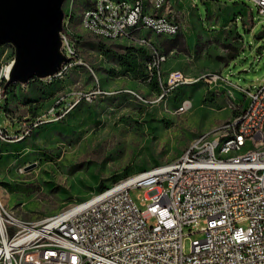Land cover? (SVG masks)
Wrapping results in <instances>:
<instances>
[{"label": "rangeland", "instance_id": "obj_1", "mask_svg": "<svg viewBox=\"0 0 264 264\" xmlns=\"http://www.w3.org/2000/svg\"><path fill=\"white\" fill-rule=\"evenodd\" d=\"M85 1L66 0L63 9L74 16L72 31L86 65L75 64L62 77L16 83L6 93L0 81L12 120L21 127L42 121L23 139L0 141V198L21 221L54 216L130 175L180 158L197 136L241 112L247 96L236 87L264 84V14L251 0H194L201 28L191 0H172L170 17L181 24V35L148 36L168 56L165 67L181 68L190 81L163 98L149 67L151 47L93 35L80 24ZM211 3L234 25L226 39L228 28L207 25ZM14 57L13 45H0V72ZM211 71L227 83L196 80ZM185 99L192 107L181 112ZM144 193L131 190L137 203ZM202 236L187 235L185 251Z\"/></svg>", "mask_w": 264, "mask_h": 264}, {"label": "built area", "instance_id": "obj_2", "mask_svg": "<svg viewBox=\"0 0 264 264\" xmlns=\"http://www.w3.org/2000/svg\"><path fill=\"white\" fill-rule=\"evenodd\" d=\"M171 1L92 0L80 15L81 26L93 25L99 38L151 47L149 67L160 81V98L190 81L180 69L164 72L168 56L144 35L182 29L179 22L165 24L174 12ZM251 1L264 14V0ZM73 19L66 13L61 31L62 51L70 61L53 77H62L75 64L86 65L79 58ZM5 68L0 81L8 77ZM200 79L210 85L226 81L214 71ZM236 89L247 102L223 133L233 134L228 147L264 139V84L256 90ZM1 93L0 86V102ZM191 107V99H185L179 111ZM41 123L16 132L0 123V141L31 135ZM194 140L197 147L189 146L180 158L130 175L79 202V209L44 217L41 224L21 223L0 202V264H264V154L249 151L223 159L218 139H207L203 132ZM133 189H144L140 203L132 197ZM194 233L203 236L192 239L186 252L185 237Z\"/></svg>", "mask_w": 264, "mask_h": 264}, {"label": "water", "instance_id": "obj_3", "mask_svg": "<svg viewBox=\"0 0 264 264\" xmlns=\"http://www.w3.org/2000/svg\"><path fill=\"white\" fill-rule=\"evenodd\" d=\"M66 0H0V45L15 49L4 89L55 76L70 61L62 51Z\"/></svg>", "mask_w": 264, "mask_h": 264}, {"label": "bare ground", "instance_id": "obj_4", "mask_svg": "<svg viewBox=\"0 0 264 264\" xmlns=\"http://www.w3.org/2000/svg\"><path fill=\"white\" fill-rule=\"evenodd\" d=\"M165 24H177L169 17H165ZM85 29L93 33V25H85ZM180 32V29H174L170 31L167 35L168 36H176ZM12 62L6 67L5 75L8 76L9 70L11 68ZM230 126V121L224 122L223 124L219 125L212 131L206 132L207 139H218V149H222V158L223 159H231L234 156H245V154L249 151L256 153V154H264V139L259 141L257 139H246L240 145L228 147L229 143L233 141V134H223L226 130H228ZM34 127V126H33ZM261 129L264 136V116L261 119ZM33 130V128H32ZM26 136V135H25ZM19 139H23L24 137H18ZM190 147H197V140H193ZM1 208H4L2 200L0 198ZM70 209H79V203L71 206L70 208L48 218H59L62 217L64 214L68 213ZM44 219H40L37 221H30V224H41ZM29 221H21V223H28Z\"/></svg>", "mask_w": 264, "mask_h": 264}, {"label": "crops", "instance_id": "obj_5", "mask_svg": "<svg viewBox=\"0 0 264 264\" xmlns=\"http://www.w3.org/2000/svg\"><path fill=\"white\" fill-rule=\"evenodd\" d=\"M91 1L92 0H86L85 1V7H87L90 3H91ZM176 0H173V5L174 4H176ZM191 2V4H193L194 6H195V9H196V11H197V13H198V18H199V26H200V28H201V26L203 27V25H204V21L202 20V18H201V16L199 15V12H198V8H197V6L194 4V0H191L190 1ZM206 3H209V1H205ZM171 4H172V1H171ZM176 6V5H175ZM84 7V8H85ZM219 5H216V4H214V3H211V9H212V12H210V7H209V15H208V17H207V25H211V26H213V25H218V24H220L222 27H224V28H228L227 30L225 29V30H223L222 31V33H223V35H224V39H226L227 38V35H225V32H229V33H231L232 32V27L234 26L231 22H229V21H226V20H224V18L222 17L223 15L222 14H220V10H219ZM174 11V10H173ZM174 13V12H173ZM212 13V14H211ZM160 14H166V11H161L160 12ZM167 17H169V18H171L173 21H175L177 24H178V21L177 20H175L173 17H170V16H167ZM234 19H236V20H234ZM245 19V18H244ZM75 19H73V23L75 22L74 21ZM231 20H233V21H235V22H237V17H236V15L231 19ZM245 23H246V21H245ZM72 27H73V24H72ZM201 30V29H200ZM202 30H205V29H202ZM180 31H181V29H180ZM182 32V31H181ZM148 33H151L150 31H145L144 32V35H146V36H148ZM180 33V32H179ZM207 33L208 34H210V31L208 30L207 31ZM151 34H153V33H151ZM153 35H155V34H153ZM181 35V33L180 34H178V35H176V36H167V37H177V36H180ZM156 36H166V35H156ZM149 37V36H148ZM150 38V37H149ZM152 40V39H151ZM153 41V40H152ZM159 47V46H158ZM160 48V47H159ZM163 49V48H162ZM218 68V67H217ZM171 69H180L181 70V68H166L165 67V64H164V71L165 72H167V71H169V70H171ZM183 70V69H182ZM221 70H222V66H221ZM217 72V71H216ZM226 83H227V81H225ZM228 85H230L229 83H228ZM22 86H24V85H22ZM231 86V85H230ZM4 103H3V101H1V103H0V116H2V119H0V123L4 126V127H6L10 132H16V131H19L20 130V128H21V124L20 123H18L17 122V120H12L11 118H10V116L6 113V110H5V108H4ZM18 127L17 129H14L15 127ZM13 127V128H12Z\"/></svg>", "mask_w": 264, "mask_h": 264}, {"label": "trees", "instance_id": "obj_6", "mask_svg": "<svg viewBox=\"0 0 264 264\" xmlns=\"http://www.w3.org/2000/svg\"><path fill=\"white\" fill-rule=\"evenodd\" d=\"M34 80H40V81H43V80H47V79H39V78H36ZM16 83H12L10 84L7 88L4 89V93H6V91L10 88V87H13L15 86Z\"/></svg>", "mask_w": 264, "mask_h": 264}]
</instances>
